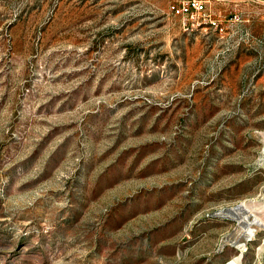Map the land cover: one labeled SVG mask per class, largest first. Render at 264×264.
<instances>
[{"label": "rangeland", "instance_id": "rangeland-1", "mask_svg": "<svg viewBox=\"0 0 264 264\" xmlns=\"http://www.w3.org/2000/svg\"><path fill=\"white\" fill-rule=\"evenodd\" d=\"M174 1L0 0V264H264V0Z\"/></svg>", "mask_w": 264, "mask_h": 264}, {"label": "built area", "instance_id": "built-area-1", "mask_svg": "<svg viewBox=\"0 0 264 264\" xmlns=\"http://www.w3.org/2000/svg\"><path fill=\"white\" fill-rule=\"evenodd\" d=\"M210 0H176L171 3V11L180 16L182 27L185 31L210 27L218 28L219 21L213 17L209 11L208 3ZM237 16L233 18V21Z\"/></svg>", "mask_w": 264, "mask_h": 264}, {"label": "bare ground", "instance_id": "bare-ground-1", "mask_svg": "<svg viewBox=\"0 0 264 264\" xmlns=\"http://www.w3.org/2000/svg\"><path fill=\"white\" fill-rule=\"evenodd\" d=\"M235 208L237 210L238 209H241V210L248 209V211H250V212L245 216L247 218H249L248 216L250 215L251 212H253L252 206L245 201L242 202L241 204H238ZM253 223H255L254 226L252 224L247 226V230H249V234L247 235V238H251L255 234L257 227L264 226V218L260 217L259 215H255ZM240 259H241V256L235 257L231 261H229V263H227V264H241Z\"/></svg>", "mask_w": 264, "mask_h": 264}]
</instances>
